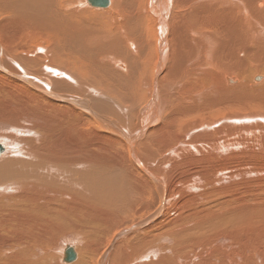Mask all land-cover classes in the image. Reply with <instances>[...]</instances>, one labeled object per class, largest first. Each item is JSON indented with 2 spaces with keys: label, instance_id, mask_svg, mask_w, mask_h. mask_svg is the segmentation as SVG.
<instances>
[{
  "label": "bare ground",
  "instance_id": "obj_1",
  "mask_svg": "<svg viewBox=\"0 0 264 264\" xmlns=\"http://www.w3.org/2000/svg\"><path fill=\"white\" fill-rule=\"evenodd\" d=\"M109 1L0 0V264H264V0Z\"/></svg>",
  "mask_w": 264,
  "mask_h": 264
},
{
  "label": "rangeland",
  "instance_id": "obj_2",
  "mask_svg": "<svg viewBox=\"0 0 264 264\" xmlns=\"http://www.w3.org/2000/svg\"><path fill=\"white\" fill-rule=\"evenodd\" d=\"M69 1L71 2V0H69ZM72 1H74V2L76 3V0H72ZM82 1H83V0H82ZM252 1L254 2L255 0H252ZM76 4H78V3H76ZM71 5H72V4H71ZM73 5H74V6H73ZM73 5L71 6L72 9H76V8H77L78 10L81 9V8H79L78 5H75V4H73ZM73 7H76V8H73ZM83 7H85V6H83ZM85 8H86V7H85ZM109 8H110V7H109ZM66 9H67V8H66ZM110 9H112V8H110ZM110 9H109V11H110ZM88 10L92 11V10L89 9V8H88ZM107 11H108V10H107ZM93 12H94V11H93ZM251 12H252V13L254 12L252 8H251ZM4 15H5V12H4ZM0 17H1V16H0ZM2 17H3V16H2ZM1 19H2V18H0V21H1ZM244 58H245V56H244V57H243V56L241 57V59H244ZM250 63H251V64H250ZM250 63H249V66H248V68H247V73H249L250 70H251V72H250L249 74H251V73L255 70V68H256V66H255L256 63H255V62H250ZM121 65L125 67V64H124L123 62H121ZM122 68H123V67H122ZM249 68H250V69H249ZM253 69H254V70H253ZM16 70H18V69H16ZM248 70H249V71H248ZM232 71H233V70H232ZM230 72H231V71H230ZM230 72H229V73H230ZM229 73H228V74H229ZM231 73H232V74H231ZM231 73H230V75H234V76H235V74L237 75V73H236L235 71H234V72H231ZM255 74L259 75V73L255 71L254 73L251 74V76H252V75H253V77H254V76H257V75H255ZM230 75L228 76V78L234 79V76H231V77H230ZM261 76H262V75H261ZM236 77H237V76H236ZM80 95H82V94H80ZM251 96H252V95H240V94H239V95H237L236 97L239 98V99H242V100H243V97H244L245 99H248V98L251 97ZM79 97H81V96H79ZM256 98H257V96L255 97V99H256ZM251 108L254 109V112H255V111H260V110H261V109H260L261 107H259V106H253V105H252V106H250V109H251ZM106 116H107V115H106ZM118 116H119V115H118ZM109 117H113V120L115 121V122H113V123H115V124H117V125H119V126H120V125L122 126V122H123V118H122V117H120V116H119V117H114L113 114H112V115L109 114V116H107V118H109ZM117 118H118V119H117ZM0 144H2V143H0ZM2 145H4V144H2ZM128 223H129V222H128ZM126 225H128V224H126ZM81 241H82V243H83V239H81ZM64 250H65V249H64Z\"/></svg>",
  "mask_w": 264,
  "mask_h": 264
},
{
  "label": "water",
  "instance_id": "obj_3",
  "mask_svg": "<svg viewBox=\"0 0 264 264\" xmlns=\"http://www.w3.org/2000/svg\"><path fill=\"white\" fill-rule=\"evenodd\" d=\"M87 5L91 8H107L110 5L109 0H85ZM259 77H255L254 81H259ZM4 147L0 145V154L3 153ZM76 258L74 251L71 248H66L64 250V258L63 260L67 263L72 262Z\"/></svg>",
  "mask_w": 264,
  "mask_h": 264
}]
</instances>
